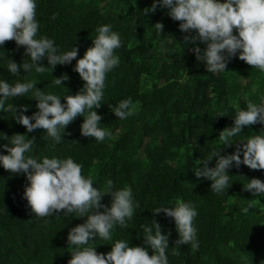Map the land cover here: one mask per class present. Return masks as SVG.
<instances>
[{"label": "trees", "instance_id": "16d2710c", "mask_svg": "<svg viewBox=\"0 0 264 264\" xmlns=\"http://www.w3.org/2000/svg\"><path fill=\"white\" fill-rule=\"evenodd\" d=\"M36 3V38L53 40L57 54L78 47V56L53 70L45 57L38 62L45 67L44 72L33 68L26 73L21 68L14 75L7 68L9 60L19 65L31 63V59L25 56L24 46L7 41L0 45V80L12 84L35 81L42 92L58 95L66 104L65 97L77 94L86 83L74 68L93 46L96 29L110 25L122 42L114 51L119 65L106 73L102 105L92 109L102 116L98 126L111 132L103 142L81 135L83 115H78L64 133L61 129V141L56 142L51 137L44 139L47 134L43 129L29 133L16 121L15 112L0 110V136L9 137L0 138V145H10L16 133L26 134L29 139L35 136L32 151L26 156L41 162L44 157H71L82 165V174L90 176L97 189L103 191L108 180L113 181V190L131 188L134 214L126 218L127 227L117 223L111 230V241L95 236L80 247H96L98 253L106 255L117 240H127L129 246L146 247L152 255L153 250L144 243L142 225L151 226L155 234V219L162 234L168 236V264H264V196H254L244 188L252 178L264 181V169L252 170L243 164L236 168L233 162L228 170L231 186L221 193L212 191L210 179L195 174L213 152H235L239 141L223 147L219 134L234 126L235 111L246 108L249 100L257 105L264 103V72L240 60L239 52L229 60L226 70L208 72L206 62L197 60L193 51L197 45L203 51L206 44L184 40L195 32H182L181 22L173 20L166 7L144 13L154 0ZM53 14H58L56 19H52ZM157 22L164 24L162 34L154 27ZM234 34L238 35V30L234 29ZM63 74L69 79L56 85L54 81ZM34 91L10 98L5 106L13 104L19 111L20 106L27 105L25 115L31 116L39 111L38 101L32 98ZM129 97L136 107L135 114L126 119L116 117L111 106ZM262 130L261 123L246 126L234 139L264 134ZM0 154L7 155V149L0 147ZM217 159L213 157L208 166L214 167ZM28 183L26 174L12 173L0 162V264H68L77 247L68 244V233L86 222L87 216L63 212L36 216L23 195ZM178 200L191 203L198 212L193 221L199 241L195 252L190 244H175L179 233L174 218L163 212L153 213L160 207H176ZM111 202L110 194L101 201L108 207ZM246 207L247 213L243 211ZM174 249L180 254L173 255Z\"/></svg>", "mask_w": 264, "mask_h": 264}, {"label": "clouds", "instance_id": "9594fccd", "mask_svg": "<svg viewBox=\"0 0 264 264\" xmlns=\"http://www.w3.org/2000/svg\"><path fill=\"white\" fill-rule=\"evenodd\" d=\"M158 6L169 9L168 15L181 22L179 27L182 32H195L193 36L186 35L185 42L199 41L206 44L203 51L198 45L193 51L197 60L206 62L208 72L226 70L229 60L238 52L240 60L264 72V0H154L151 8L144 9V13L155 12ZM36 9V0H0V45L15 40L18 46H24L25 56L31 59V63L19 65L9 60L7 68L14 75H18L21 68L26 73L33 68L38 73L44 72L45 67L38 62L45 57L53 70L58 64H70L78 56V47L57 54L58 49L53 40L46 36L36 38L39 28ZM57 15L53 14L52 19H56ZM154 27L158 33H163V23L157 22ZM234 29L238 30V35L234 34ZM96 32L98 35L93 40V46L77 60L74 68L86 83L80 92L65 97L66 104L61 103L60 96L42 92L36 87L35 81H17L12 84L0 80V110L15 112L14 118L29 133L43 129L47 134L44 139L51 137L56 142L61 141V129L64 133L78 115L85 117L81 125L82 136L94 137L98 142H103L106 136L110 137V131L98 126L102 116L92 109L102 105L106 73L119 65V56L114 51L122 46V42L110 25L100 26ZM67 79V74H63L54 83L60 85ZM33 89L32 98L38 101L39 111L31 116L25 115L27 105L20 106L19 111L13 104L5 106L10 98L24 96ZM111 111L116 117L126 119L135 114L136 107L129 97L120 101L118 106H111ZM257 123L264 124V103L257 105L249 100L246 108L235 111L234 126L226 127L219 134L223 147H231L234 141H239L235 152L227 155H222L221 151L213 152L204 159V167L195 170L197 177L212 181L211 189L215 193H221L231 186L228 170L233 167V162L236 168L243 164L252 170L264 169V134L234 139L246 126ZM26 137V134L16 133L11 136V146L0 145L8 153L0 154V162L4 169L12 173L26 174L29 183L25 185L23 195L32 212L42 218L61 212L65 215L76 213L78 217L87 216L86 222L72 227L68 233V244L77 246L71 252L68 264H168V236L162 234L161 225L155 219V234L151 226L142 225L144 243L151 247L152 255H149L146 247L129 246L127 240H117L106 255L98 253L96 247H80L87 245L90 238L95 236L111 241V230L117 223L127 227L126 218L130 219L134 214L132 190L130 187L113 190L112 180L107 181L103 191L97 189L93 186L92 178L82 174V165L71 157L64 160L44 157L41 162L31 155L26 156L36 141L35 136L30 139ZM0 138L9 139L6 134ZM213 157L218 159L214 167H209ZM244 188L254 196H264V181L259 178L250 179ZM105 194L112 197L111 207L101 203ZM135 206L139 207V204ZM101 208L104 211H99ZM248 210L247 207L243 209L245 213ZM161 212L175 220L179 233L175 244H190L194 252L198 250L197 228L193 223L198 215L195 207L178 200L176 207H160L153 213ZM172 254L180 253L174 249Z\"/></svg>", "mask_w": 264, "mask_h": 264}, {"label": "rangeland", "instance_id": "374dc122", "mask_svg": "<svg viewBox=\"0 0 264 264\" xmlns=\"http://www.w3.org/2000/svg\"><path fill=\"white\" fill-rule=\"evenodd\" d=\"M221 2H225V0H221Z\"/></svg>", "mask_w": 264, "mask_h": 264}]
</instances>
